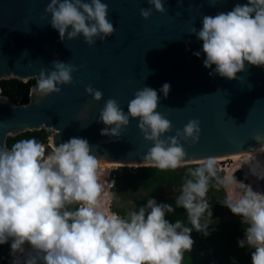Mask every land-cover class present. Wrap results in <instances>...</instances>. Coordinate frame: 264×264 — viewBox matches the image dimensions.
Returning a JSON list of instances; mask_svg holds the SVG:
<instances>
[{"label":"clouds","instance_id":"9594fccd","mask_svg":"<svg viewBox=\"0 0 264 264\" xmlns=\"http://www.w3.org/2000/svg\"><path fill=\"white\" fill-rule=\"evenodd\" d=\"M147 3L149 7L140 9L145 20L153 9L166 12L167 0ZM44 12L50 15L49 23L61 42L82 35L91 47L115 32L108 5L102 0H50ZM189 33L202 41L203 66H215L210 76L235 80L246 63L264 66V0H247L226 13L205 15L202 28L193 25ZM193 54L200 57L201 52ZM53 66L54 70H41L38 75L37 95L59 94V86L74 83L76 68L60 61ZM160 91L167 98L170 85L165 83ZM85 92L97 102L103 97L91 85ZM159 99L156 90L145 86L134 93L125 112L109 98L97 122L105 125L102 136L119 139L130 119H138L144 140L152 143L142 158L145 166L174 171L185 166L187 152L181 142H199L200 121L191 119L174 136L165 137L173 125L158 111ZM254 152L264 153V144ZM99 162L84 138H70L47 154L45 145L34 138L19 140L11 148L0 145V245L10 242L12 264H184L185 254L194 245L192 231L208 235L210 188L233 184H238L237 198L229 196L222 203L246 225L238 245L253 250L252 264H264V194L234 176L221 177L215 158L201 159L187 169L175 195V207L186 211V222L178 219L175 223L166 219V214L174 212L173 206L153 198L123 216L107 212L101 200L104 186ZM245 163L251 175L264 179V162L254 155Z\"/></svg>","mask_w":264,"mask_h":264},{"label":"water","instance_id":"95a60500","mask_svg":"<svg viewBox=\"0 0 264 264\" xmlns=\"http://www.w3.org/2000/svg\"><path fill=\"white\" fill-rule=\"evenodd\" d=\"M102 2L108 5L115 32L90 47L82 35L60 41L44 12L50 0H0V80L36 78L27 104L3 95L0 85V145L7 146L9 136L27 130L53 129L54 147L73 137L84 138L100 162L145 166L142 158L152 143L144 140L138 119H130L119 139L102 136L105 125L97 122L109 98L127 112L134 93L145 86L157 91L158 111L172 122L165 137L174 136L191 119L200 121L199 142H181L187 152L185 165L254 152L264 144V66L246 63L235 80L210 76L215 66H203L202 41L189 33L193 25L202 28L203 16L226 13L247 0H183L181 4L167 0L166 12L153 9L147 20L140 15L141 8L149 7L147 0ZM197 51L200 57L193 54ZM54 61L77 69L72 73L74 83L59 86V94L37 95L38 75L41 70H54ZM165 83L170 85L167 98L160 91ZM89 85L103 93L99 102L85 92ZM242 171H236L234 179L248 184ZM114 172L120 175L122 170ZM259 185L264 194V179ZM0 264H12L10 242L0 245Z\"/></svg>","mask_w":264,"mask_h":264},{"label":"trees","instance_id":"16d2710c","mask_svg":"<svg viewBox=\"0 0 264 264\" xmlns=\"http://www.w3.org/2000/svg\"><path fill=\"white\" fill-rule=\"evenodd\" d=\"M36 83V78L29 81H23L17 78L1 79L2 94L10 97L17 104H27L30 101V91L32 85ZM51 132L47 129L27 130L16 136H9L6 144L9 148L17 141L22 139L34 138L39 143L45 145L46 153L52 151L48 145ZM194 164H187L176 170L161 171L159 169L142 166L137 170H130L124 166L122 173L116 177V186L118 188L116 199L123 195L124 188L132 186L139 191L134 194L129 202L134 205L133 210L147 203V199L153 198L157 203L171 204L174 208L173 213L166 214V219L171 223L176 220L186 222V211L183 208L175 207V195L178 194L183 177L189 167ZM221 170L218 174L223 177ZM226 188H210L207 199L210 203L211 224L208 229V235L192 231L191 237L194 240L193 249L185 254L184 264H252L251 252L249 247H239L238 240L244 239L246 225L242 224V218L234 215L230 209L222 202L228 197L225 194ZM113 210L119 215H126V208L113 204ZM227 210L231 216L227 214Z\"/></svg>","mask_w":264,"mask_h":264},{"label":"rangeland","instance_id":"374dc122","mask_svg":"<svg viewBox=\"0 0 264 264\" xmlns=\"http://www.w3.org/2000/svg\"><path fill=\"white\" fill-rule=\"evenodd\" d=\"M51 133H53L54 132V130L53 129H48ZM49 145H50V147H51V149H53L52 148V143L51 142H49ZM54 147V146H53ZM48 153V152H47ZM46 153V154H47ZM230 156V155H229ZM260 156H263V155H260ZM260 156H256V158L258 159V160H261V162H263V158H261ZM264 157V156H263ZM247 158H251V156H249V157H247ZM228 160H226V159H224V160H222V161H219V160H217L216 161V164H217V168H219V170H221L220 172L222 173V175H223V177L224 176H229V177H231V176H234V174H235V172L236 171H238L239 169L240 170H243L242 172H244V178L246 177V176H250V179H249V183L247 184V183H245V181H237V182H239V183H244V184H246V185H250L252 188H253V190L254 191H258V192H260V185H259V181H258V179L255 177V176H253V175H248L247 173H245V171H244V169H243V167L245 168V169H247L246 167H248L249 168V166L245 163V161H246V158H236V159H231V158H227ZM237 159H239V160H237ZM231 160H233V161H231ZM236 160V161H235ZM99 163H101V164H106L107 162H99ZM110 163V162H109ZM245 163V164H244ZM110 164H113V165H111V166H100L99 165V169H101V168H105L106 170L107 169H111V170H114V169H120V170H123L122 168L124 167V166H122L121 164H119V163H110ZM242 165V166H241ZM244 165V166H243ZM240 166V167H239ZM129 167V169L130 170H137L138 169V167H137V165H133V166H128ZM238 167V168H237ZM232 170V171H231ZM105 174V173H104ZM106 175V174H105ZM108 175V174H107ZM107 175H106V178H107ZM258 186V187H257ZM237 189H238V184H233V185H231L230 187H228V188H226V191H225V194H226V196L227 197H229V196H231L233 199H235V198H237ZM106 190H107V188H106ZM105 190V191H106ZM139 191H141V190H136L134 187H132V186H129V187H125L124 188V194L123 195H120L119 196V198H117L116 199V195H117V193L119 192L118 191V188L116 189V190H112V195H111V197H113V196H115V198L113 199L112 198V203H111V208L109 207V205L107 204L108 202V198L104 195H102L101 196V199H102V206L106 209V211L107 212H109V213H114L115 211L113 210V208H112V206H113V204H116V205H119V207H125L126 208V213L128 212V211H131V210H133V208H134V205L132 204V202H129L130 201V199H132V197H133V195L135 194H137ZM143 193V191H141L140 192V194H142ZM105 202V203H104ZM231 211V210H230ZM118 214V213H117ZM227 214L229 215V216H231V214L229 213V210H227ZM238 216V215H237Z\"/></svg>","mask_w":264,"mask_h":264},{"label":"built area","instance_id":"2783aa9c","mask_svg":"<svg viewBox=\"0 0 264 264\" xmlns=\"http://www.w3.org/2000/svg\"><path fill=\"white\" fill-rule=\"evenodd\" d=\"M53 148V147H52ZM261 158H264L263 156H260ZM219 170V168H217ZM106 172V169L105 168H101L99 169V175L100 177L102 175H104V173ZM107 178L103 183V186H104V192H103V196L105 195L107 198H108V205L109 207L111 208V203H112V190H113V187L116 186V177H117V173L114 172V170H111L109 169L108 173H107ZM259 181V180H258ZM107 188V190H106ZM106 190V191H105ZM102 200V199H101ZM105 203V202H104ZM103 204V203H102ZM117 214V212H114Z\"/></svg>","mask_w":264,"mask_h":264},{"label":"bare ground","instance_id":"6f19581e","mask_svg":"<svg viewBox=\"0 0 264 264\" xmlns=\"http://www.w3.org/2000/svg\"><path fill=\"white\" fill-rule=\"evenodd\" d=\"M260 156V155H263L264 156V153H258V152H249V153H243V154H233V155H230V156H224V157H220V158H215L216 159V161L217 160H219V161H222V160H224V159H226V160H228L227 158H231V159H236V158H247V157H249V156ZM237 160H239V159H237ZM258 160V159H257ZM231 161H233V160H231ZM236 161V160H235ZM259 161H261V160H259ZM263 162H264V158H263ZM245 164V163H244ZM99 165L100 166H111V165H113V164H110V163H106L105 165L104 164H101V163H99ZM242 166V165H241ZM244 166V165H243ZM240 167V166H239ZM238 168V167H237ZM247 169H245L244 167H243V169H244V171H245V173H247L248 175H251L250 174V172H249V168L248 167H246ZM232 171V170H231ZM245 179H250V176H246L245 177ZM259 180V179H258ZM246 183V182H245ZM258 187V186H257Z\"/></svg>","mask_w":264,"mask_h":264},{"label":"flooded vegetation","instance_id":"af4514ba","mask_svg":"<svg viewBox=\"0 0 264 264\" xmlns=\"http://www.w3.org/2000/svg\"><path fill=\"white\" fill-rule=\"evenodd\" d=\"M243 174H244V172H243Z\"/></svg>","mask_w":264,"mask_h":264}]
</instances>
